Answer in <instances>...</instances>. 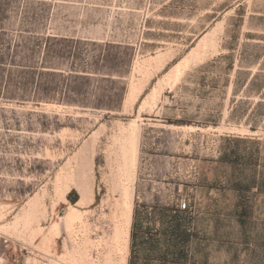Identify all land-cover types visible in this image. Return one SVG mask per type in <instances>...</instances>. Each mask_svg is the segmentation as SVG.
Returning <instances> with one entry per match:
<instances>
[{
  "label": "rangeland",
  "instance_id": "obj_1",
  "mask_svg": "<svg viewBox=\"0 0 264 264\" xmlns=\"http://www.w3.org/2000/svg\"><path fill=\"white\" fill-rule=\"evenodd\" d=\"M144 2H1L0 264H264V0Z\"/></svg>",
  "mask_w": 264,
  "mask_h": 264
},
{
  "label": "crops",
  "instance_id": "obj_2",
  "mask_svg": "<svg viewBox=\"0 0 264 264\" xmlns=\"http://www.w3.org/2000/svg\"><path fill=\"white\" fill-rule=\"evenodd\" d=\"M159 5L161 6L160 3L158 6ZM138 16H140V14ZM158 17L161 18V14H159ZM146 30V41L148 43L160 42L155 39L153 33H151L155 32L157 28L156 25L152 24L149 20ZM143 213L144 212L141 209L136 208L131 223L133 250L137 256L161 250V216H157L151 211H146L145 214ZM155 231L157 232V235H154Z\"/></svg>",
  "mask_w": 264,
  "mask_h": 264
},
{
  "label": "trees",
  "instance_id": "obj_3",
  "mask_svg": "<svg viewBox=\"0 0 264 264\" xmlns=\"http://www.w3.org/2000/svg\"><path fill=\"white\" fill-rule=\"evenodd\" d=\"M2 1L9 2L10 0H0V25H1V22L8 17V14H7L8 10H7L5 5H1ZM1 36H2V33L0 32V81H1V77H2V75H1V70L3 69L2 65L5 64V58H4V54H3L5 47L3 46V42H2L3 39ZM18 64H19V67H24L23 64H20V63H18ZM22 70H21V74H22V72L29 73V71H22ZM31 73H33L34 76H35V74H40V75L42 74V72L41 71L39 72L38 70H34V72H31ZM20 78L22 79V81H21L22 84H25L24 80L26 78L22 75L20 76ZM257 79H258V75H254L253 79L249 82V86H254L256 84ZM1 96L3 98H7V99L19 98L21 100H26L28 97H31V96L32 97H38L39 92L37 90H35L33 92L23 91V92H17L16 94L15 93L13 94L10 92H6L4 90L2 91L0 88V97ZM78 199H79V196L76 193V200L75 201H77Z\"/></svg>",
  "mask_w": 264,
  "mask_h": 264
},
{
  "label": "built area",
  "instance_id": "obj_4",
  "mask_svg": "<svg viewBox=\"0 0 264 264\" xmlns=\"http://www.w3.org/2000/svg\"><path fill=\"white\" fill-rule=\"evenodd\" d=\"M153 0H145L143 3L141 10L139 13H141V20H140V26L142 28V36H144L145 31L147 29V22L150 18V11L153 7ZM179 208L181 211H188L190 209V202L187 199H182L179 205Z\"/></svg>",
  "mask_w": 264,
  "mask_h": 264
},
{
  "label": "bare ground",
  "instance_id": "obj_5",
  "mask_svg": "<svg viewBox=\"0 0 264 264\" xmlns=\"http://www.w3.org/2000/svg\"><path fill=\"white\" fill-rule=\"evenodd\" d=\"M206 35H207V33L205 34V36L204 37H206ZM209 41V40H208ZM201 42V41H200ZM199 43V42H198ZM183 75V74H182ZM180 78V77H179ZM179 81V80H178ZM139 137V136H138ZM136 156V155H135ZM127 160H129L128 158H127ZM127 163V162H126ZM128 164V163H127ZM135 165V164H134ZM134 175V174H133ZM132 179H134V178H132ZM132 181V180H131ZM132 188V187H131ZM83 191V190H82ZM132 192V191H131ZM132 195V194H131ZM130 199V198H129ZM130 201V200H129ZM124 202H125V200H124ZM130 205H132V204H130ZM128 206H129V204H128ZM124 207V206H123ZM122 212V211H121ZM124 212V211H123ZM122 212V213H123ZM128 213V212H127ZM124 214V213H123ZM0 217H1V214H0ZM129 217V216H128ZM1 219V218H0ZM126 219H128V218H126ZM132 219H133V213H130V217H129V223L131 224L132 223ZM124 224V223H123ZM127 224V223H126ZM129 224V225H130ZM118 232H120V230L118 231ZM121 237V236H120ZM119 237V238H120ZM126 244V243H125ZM128 244V243H127ZM128 249H129V245H124V248H123V250L121 251V254H122V256L124 255V253L125 252H128ZM123 263L124 264H126V262H125V257L123 256Z\"/></svg>",
  "mask_w": 264,
  "mask_h": 264
}]
</instances>
